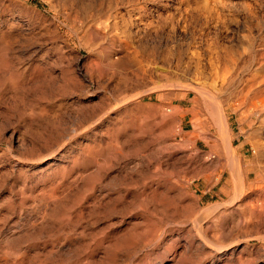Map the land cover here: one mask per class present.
<instances>
[{
  "label": "rangeland",
  "instance_id": "obj_1",
  "mask_svg": "<svg viewBox=\"0 0 264 264\" xmlns=\"http://www.w3.org/2000/svg\"><path fill=\"white\" fill-rule=\"evenodd\" d=\"M118 1L0 0V264H264V0Z\"/></svg>",
  "mask_w": 264,
  "mask_h": 264
},
{
  "label": "bare ground",
  "instance_id": "obj_2",
  "mask_svg": "<svg viewBox=\"0 0 264 264\" xmlns=\"http://www.w3.org/2000/svg\"><path fill=\"white\" fill-rule=\"evenodd\" d=\"M121 2H122V0H120ZM120 1H118V2H116V3H118L119 4V2ZM124 1V0H123ZM126 2H127V0H125ZM102 2V1H101ZM106 2V1H105ZM120 2V3H121ZM128 2L130 3V6H131V11L132 12H135L138 16H137V20H139L138 22H139V24L140 25H143V26H147V23H146V21H145V18H144V14H145V12H144V7L143 6H141V5H139V3H138V0H128ZM111 3H113V2H111ZM127 4V3H126ZM108 5V4H107ZM100 8L98 9V14H100V15H103V16H105V17H107L108 19H112L113 20V18L112 17H115L116 15H117V18H118V14L120 13H117L116 12V10L115 11H113L112 9H113V4L111 5V4H109V6H106L105 7V3L103 2V3H101L100 5H98ZM119 6V5H118ZM117 6V7H118ZM120 6H122L121 4H120ZM122 7H125V6H122ZM126 8H127V6H126ZM119 9V8H118ZM122 15H124V14H122ZM120 17V16H119ZM123 17V16H122ZM104 18V17H103ZM110 19V20H111ZM120 19V18H119ZM111 20V21H112ZM115 20V19H114ZM117 20V19H116ZM115 20V21H116ZM120 20H122V19H120ZM119 20V21H120ZM55 21V20H54ZM59 21V20H58ZM118 21V20H117ZM111 23V22H110ZM119 23V22H118ZM108 25V24H107ZM110 26H111V24H109ZM135 25V24H134ZM142 26V27H143ZM114 27V26H113ZM117 27V26H116ZM110 28V27H109ZM97 30V29H96ZM108 30V29H107ZM113 30V29H112ZM117 30V29H116ZM124 31V30H123ZM112 32V31H111ZM94 33H95V31H94ZM98 33V32H97ZM124 33V32H123ZM96 34V33H95ZM99 34V33H98ZM101 34V33H100ZM99 34V35H100ZM98 35V36H99ZM102 35V34H101ZM113 41V40H112ZM120 41V40H119ZM121 42V41H120ZM114 43V42H113ZM112 43V44H113ZM113 45H115V44H113ZM113 45H112V47H113ZM119 47H121V46H119ZM221 56H218L217 58H220ZM228 58V57H227ZM225 59V58H224ZM223 59V60H224ZM219 61L221 60V59H218ZM218 60H216L217 62V64L219 63V61ZM227 61H228V59H226ZM226 60H224V61H222V62H227ZM230 60V59H229ZM233 61V60H232ZM222 62L221 63H219V64H222ZM229 63V65H230V62H228ZM228 63L226 64V65H228ZM215 64V63H214ZM218 64V65H219ZM225 64V63H224ZM223 64V65H224ZM234 64V63H233ZM92 65V64H91ZM216 65V64H215ZM233 66V65H232ZM216 67H217V65H216ZM220 67H222L221 65H220ZM219 67V68H220ZM226 68H228V67H226ZM198 69V68H197ZM199 73H200V71H198ZM203 75V74H202ZM205 78V77H204ZM263 78V77H262ZM256 85V84H255ZM249 86V85H248ZM253 85H251L250 87H252ZM249 87V88H250ZM254 87V86H253ZM251 89V88H250ZM263 91V90H262ZM259 92V91H258ZM260 94H261V92H260ZM258 95V94H257ZM196 101V100H195ZM215 106V107H214ZM213 107L214 108H212L213 109V116H212V123H213V126H214V128H215V131H216V133L220 136V138H221V140H226L225 142H227V139H230V137H231V132H230V130H229V127H228V123H227V110H226V108L224 107V106H222V105H220L219 103H217L216 105H214ZM228 106V105H227ZM234 107V106H233ZM233 110H234V108H233ZM179 113V111L178 112H176V114H178ZM181 128H182V126H181ZM219 138V139H220ZM231 141V140H230ZM229 142V141H228ZM227 142V143H228ZM229 144H230V142H229ZM233 144V143H232ZM226 145V144H225ZM231 145V144H230ZM228 148H229V146H227ZM255 148H256V146H254ZM253 147V148H254ZM231 148V147H230ZM230 148H229V150H230ZM255 148H254V150H255ZM258 148H260V147H258ZM259 150V149H258ZM256 153V152H255ZM254 153V154H255ZM230 156V155H229ZM233 156V155H232ZM234 157V156H233ZM254 157V156H253ZM257 157V156H256ZM256 157L253 159V165L256 163ZM260 157V156H259ZM228 159V158H227ZM228 164H229V170H230V179H229V190H228V192H230V193H234V195H236V194H239V193H241L242 192V188L245 186L244 184V182H242V180H241V177H242V175H241V173H243L242 171H241V168L239 167V164H237L233 159L232 160H230L229 162H228ZM245 170V169H244ZM261 171V170H260ZM259 170L257 171V169H255V165L253 166V168H251V169H249V170H247L246 171V173H244V176L246 177V179H250V175L251 174H255V185L257 186V184H261L262 182H263V180H262V176H261V172H260ZM242 183H243V185H242ZM244 189V188H243ZM244 193V192H243ZM234 197H236V196H234ZM53 198V197H52ZM258 199V198H257ZM49 201H50V199H49ZM57 201V200H56ZM53 202H55V201H53ZM263 204H264V200H263ZM253 212V211H252ZM256 212V211H255ZM46 217V216H45Z\"/></svg>",
  "mask_w": 264,
  "mask_h": 264
}]
</instances>
